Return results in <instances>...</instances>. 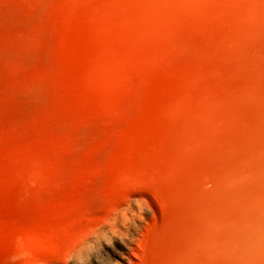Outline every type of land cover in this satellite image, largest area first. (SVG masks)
I'll return each mask as SVG.
<instances>
[{
	"label": "rangeland",
	"instance_id": "1",
	"mask_svg": "<svg viewBox=\"0 0 264 264\" xmlns=\"http://www.w3.org/2000/svg\"><path fill=\"white\" fill-rule=\"evenodd\" d=\"M262 218L264 0H0V264H264Z\"/></svg>",
	"mask_w": 264,
	"mask_h": 264
},
{
	"label": "bare ground",
	"instance_id": "2",
	"mask_svg": "<svg viewBox=\"0 0 264 264\" xmlns=\"http://www.w3.org/2000/svg\"><path fill=\"white\" fill-rule=\"evenodd\" d=\"M153 198L155 200H157V204H158L159 211H160L161 215H164L165 214V210H164V208L162 206V203L160 202V200L156 196H153ZM261 225L264 227V218L260 219L259 221L251 222V226L249 227L248 231L255 235L258 232L257 227H259V226L261 227Z\"/></svg>",
	"mask_w": 264,
	"mask_h": 264
}]
</instances>
